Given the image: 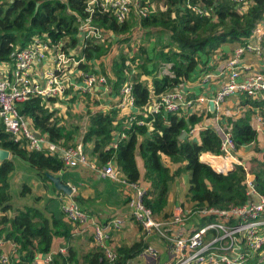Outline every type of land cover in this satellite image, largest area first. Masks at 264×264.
Returning a JSON list of instances; mask_svg holds the SVG:
<instances>
[{"label":"trees","instance_id":"16d2710c","mask_svg":"<svg viewBox=\"0 0 264 264\" xmlns=\"http://www.w3.org/2000/svg\"><path fill=\"white\" fill-rule=\"evenodd\" d=\"M153 1L158 9L143 19L141 26L144 30L156 29L167 34L168 44L151 52L140 46L130 56L123 48L116 54L113 52L114 44L127 43L131 40L128 37L114 44L80 41L78 19L86 16L82 0H0V64L13 65L14 54L28 48L37 37L50 41L52 46L62 45L67 54L76 51L78 59L85 57L88 63L81 64L79 68L87 72L96 73L95 62L109 57L108 64L102 62L100 71L109 80L107 98L110 106L105 110L89 111L88 125L83 133L78 125L63 124L58 112L50 107L57 101L55 99L32 97L19 104L18 110L37 132L47 135L52 142L62 141L67 147H75L78 144L72 143L80 137L85 152L96 159L99 167L114 161L127 183L147 186L144 202L160 221L172 219V191L184 177H187V192L180 204L191 212L244 205L251 198L243 166L236 165L229 173L221 174L201 161L205 153L221 155V139L216 131L208 129L195 136L181 138L185 132L189 134L191 129L200 126L203 116L194 114L186 118L164 112L151 114L147 108L154 99L191 80L222 47L230 46L234 51L244 45L258 23L264 21V0H250L249 6H242V11L231 0ZM95 22L118 34H125L129 29L127 24L118 26L107 14L97 15ZM80 42L82 46L79 48ZM128 61L135 69L133 74L131 67L126 66ZM127 81L133 84L138 110L130 116L122 115L118 102H115ZM245 103L250 107L248 112L229 119L238 150L259 138L251 125L252 109L262 108L264 114L263 102L248 99ZM0 149L9 151L36 170L44 183L51 184L53 194L61 192L48 179V173L59 176L63 183L77 191L84 184L92 186L97 199L108 204L117 203L121 212L129 207L130 197L123 196V188L119 184L100 178L86 167H67L58 156L29 151L25 143L14 141L1 121ZM257 151L259 154L250 169L256 191L264 196V152L259 148ZM139 159L143 163V172ZM15 169L10 159L0 163V238L19 247L21 260L18 264H32L38 254H48L59 248H66L67 252L55 254L54 264H80L77 251L69 245L76 228L66 220L59 196L44 199L34 195L32 189L23 184L18 198L32 200L43 208H16L12 204L10 176ZM100 188L106 192L105 197ZM73 198L98 223L106 224L114 219L104 220V210L102 206V210L96 207L95 199L78 194ZM206 221L202 220V224ZM115 232L111 234L110 245L117 254L116 261L109 263L97 250L84 257L83 264H128L151 244L140 228L141 236L136 241L117 246L112 240ZM246 264H264V249Z\"/></svg>","mask_w":264,"mask_h":264},{"label":"built area","instance_id":"2783aa9c","mask_svg":"<svg viewBox=\"0 0 264 264\" xmlns=\"http://www.w3.org/2000/svg\"><path fill=\"white\" fill-rule=\"evenodd\" d=\"M82 1L86 16L78 19V38L81 41L95 40L114 44L125 38L123 34L96 23L97 15L107 14L118 26L127 24L129 29L126 33L129 35L133 30L142 29L141 21L155 12L153 0ZM231 1L240 11L242 6L250 4V0ZM198 11L203 14L201 10ZM263 37L264 21L258 23L244 45L233 51L218 74L210 71L204 73L200 82L203 85L215 79L221 80L215 94L192 98L183 83L177 90L154 99L147 108L151 114L164 112L186 118L194 114L203 116L201 125L191 129L189 134L186 133L195 136L199 131L213 129L220 136L221 155L209 156L225 161L220 170L213 168L216 172L227 174L236 165L243 166L251 201L241 206L191 212L178 204L171 220L160 221L144 202L148 188L139 183H127L122 179L116 162L111 161L101 168L96 159L85 152L82 144L67 147L62 141L52 142L47 135L37 132L18 110V105L30 98L55 99L59 103L69 97L70 91L81 96L94 95L96 98L108 96L110 93L109 80L98 69L96 62V73L82 70L79 66L88 63L85 57L78 59L73 53L67 54L62 45L52 46L46 39L37 37L28 48L17 51L13 65L4 64L11 66L9 70L0 67V121L14 141L25 143L29 151L58 156L67 167H86L95 171L100 178L111 180L123 188L124 195L130 197L131 216L142 229L145 239L151 242L140 256L128 264H148L158 260H167L168 264H246L264 249V196L255 189L250 166L238 156L233 125L229 122L237 113L227 109L225 104L236 96L241 98L242 103L248 99L264 102V71L244 74L248 69L244 65L246 55L263 57ZM48 61L52 62V68L46 69L41 77L38 74L40 68H45ZM126 66L131 67V74L135 72L129 61ZM117 99V107L122 115L137 113L132 82L127 81L124 84ZM211 102L214 103V110L210 109ZM257 123L255 126L251 125L258 134H264V123L262 120ZM114 146L117 147L116 144ZM209 165H213L210 160ZM71 188L73 194L61 198V208L66 219L76 228L74 235L83 236L90 232L95 248L104 254L109 263H114L117 254L110 245L111 234L125 226V219L118 217L106 224L98 223L74 200L77 189L73 186ZM192 219L196 223L188 226ZM204 219L207 221L202 224ZM161 245L165 248L164 251ZM66 252V248H59L48 254H38L32 264H54L55 254ZM20 260L19 247L0 238V264H18Z\"/></svg>","mask_w":264,"mask_h":264},{"label":"crops","instance_id":"0c3cea01","mask_svg":"<svg viewBox=\"0 0 264 264\" xmlns=\"http://www.w3.org/2000/svg\"><path fill=\"white\" fill-rule=\"evenodd\" d=\"M263 44H264V37H263ZM232 53H233V50L230 48V46L222 47L219 50V52L213 57L212 61L208 65L201 66L199 69V72L196 75H194L191 78V80H189L185 83V90L189 92V94L192 98H195L197 96L204 95V94L211 96V95L216 93L221 80L215 79V80H212L210 83L203 85L200 83L201 78L203 77L204 73H207L210 71V68H211L210 72H214V73L218 74L219 69L222 66H224L225 62L231 57ZM244 65L246 68H248V69H246V71L244 73L245 75H248V74L252 73L253 71H264V55L262 58H258L255 55L248 54L244 58ZM0 67L2 69L9 70L11 66L1 65ZM48 68L49 69L52 68V62H50V61H48L45 64V68L44 67L40 68V72L38 74L42 77L44 74V71ZM77 95L81 96L79 93H75L74 91H70L69 97L66 98L65 100L71 99L70 101H72V98H75V96H77ZM105 98H107V96H105ZM117 100L118 99H116L115 102H117ZM245 104L246 103L241 102V98L236 96V97L230 98L227 101V103L225 104V107L229 110H232L236 114L237 113V106H239L245 110L243 115H240V116H244L248 112V110L250 109V107L248 105H245ZM66 105L71 106L72 103L67 102ZM243 106H246L247 108H245ZM262 110H263L262 108H253L252 109L253 115H252L251 124L253 126H255V124L257 123V121L259 122V120H262V123H264V114H263ZM91 111H93V110H91ZM240 116L236 114V116L234 118H237ZM258 136L262 138V137H264V134H258ZM256 144H257V146L262 145V147H257V148L261 149L264 152V146H263L264 143H262L260 141ZM240 150H239V154H238L240 160L247 163L248 161L244 160L243 157L240 156V153H241ZM207 156H210V154L209 153L203 154L201 156V161L209 164V160H206ZM9 159L12 160L16 166L15 162L18 158L12 156L10 153ZM22 162L28 166V164L26 162H24V161H22ZM138 164L140 166L141 171L143 172L144 171L143 163L140 159L138 160ZM17 171H18V169L16 166L15 171L10 176V184H11V178L13 177V175ZM34 171L36 172V178H37L35 181L33 180L34 183L30 184V182H27V183L25 182L32 189V193L34 195H37V196L44 198V199L45 198H54L55 196H57V197L59 196L58 200L61 202V198L65 197L66 195L63 193L53 194L51 191V184L50 183L49 184L44 183L41 180V178L39 177L38 172L36 170H34ZM186 178L187 177H185V179ZM141 185H143V184H141ZM145 187H147V186H145ZM11 191H12V184H11ZM99 191L104 193V197H105L106 192L102 188H100ZM18 193H19V191H18ZM77 194L82 195L84 198L95 199L96 200V203H95L96 207H99V209H100V206H102V209L104 210V213H105L104 220L105 221H106V219H110L112 217L113 218L120 217V218L125 219V221H126L125 226L121 230L116 231L113 234L112 240L114 241V245L121 246L124 243H129L130 241H136L141 236L140 228L138 227L136 222L132 219L131 211H130L129 207L126 208L125 211L123 210V212H121L119 210V206L117 203L113 202L111 204H108L105 201H101L100 199H97L95 190L92 188V186H90L88 184H84V186L79 188L77 191ZM77 194H75V195H77ZM171 198H172V201L174 200V202H175V204H174V210H175V207L180 203L178 201H176L173 191H172ZM29 201L33 202L32 200H29ZM38 206H41V208ZM26 207H28V206H26ZM34 207L42 209L43 205H37L36 204ZM16 208H22V207H16ZM102 209H100V210H102ZM195 223H196V221L192 219L191 221H189V223L187 225L191 226ZM85 234L86 235H83V236H77V235L73 234L71 237V241L69 243V245L77 251V256L80 260V264H83V258L86 257L89 253L97 251V249L95 248V246L92 243V237L90 236V232H86ZM160 247L163 251L165 250V248L162 245ZM162 264H168V261L165 260V262H163Z\"/></svg>","mask_w":264,"mask_h":264},{"label":"rangeland","instance_id":"374dc122","mask_svg":"<svg viewBox=\"0 0 264 264\" xmlns=\"http://www.w3.org/2000/svg\"><path fill=\"white\" fill-rule=\"evenodd\" d=\"M158 9V5L156 6L155 4V11ZM152 32V35H148ZM125 38H130L131 40L127 43H119V44H114L115 46L113 47V52L114 54L118 53L121 48L124 49V52L132 56L136 50L140 46L146 47L149 52L153 51L155 48H161L164 45H167L168 40L167 37H169L167 34H164L160 31H157L156 29L152 30H144L143 28H139L136 30H133L131 34L128 35V33L123 34ZM124 38V39H125ZM81 41V40H80ZM82 42V41H81ZM79 44V48L82 46V44ZM129 46H131L133 49H131ZM75 50V49H74ZM76 52V51H75ZM74 51H71V53L75 54ZM138 52V51H137ZM136 52V53H137ZM51 56L48 57L50 59ZM105 65L108 64L109 62V57H105L103 61L97 60L96 64L98 65V69L100 70L101 64ZM102 64V65H103ZM3 66L9 65V64H2ZM71 100V99H70ZM70 100H64L60 101L59 103L55 101L54 103L50 104V107L58 112V115L63 119V124L64 125H78L81 128V133L84 132L86 126L88 125V112L93 110H105L109 108V99L105 97L101 98H96L94 95H82V96H75V101H70ZM71 102V106H67L66 103ZM236 107V106H235ZM246 108V107H245ZM245 112L244 109L241 107L237 106V115H243ZM80 137H77L73 145L80 144ZM262 142L264 143V137H259L257 142ZM256 143H252L250 145L243 146L241 148V153L240 156L243 157L244 160L248 161L247 164L251 166V163L256 159L258 156L259 152L257 151V147H262L257 146ZM71 144V145H72ZM264 146V144H263ZM16 166L18 171L13 175L11 178V184H12V197L13 201L12 203L14 204L15 207H26V206H35L36 204L29 201V200H21L18 198V191H20L21 185L26 184L27 182H30V184L34 183V181L37 179L36 178V172L24 164L21 159L16 160ZM187 179V178H186ZM185 177L183 180L178 183L177 185H174L173 188V193L176 201L179 203H183L185 199V194L187 192V180ZM34 180V181H33ZM23 182V183H22ZM26 182V183H25ZM19 187V188H18ZM124 197H127L123 195ZM175 202L172 201L171 205L174 206ZM41 208V206H38ZM130 209V206H129ZM6 251L8 250V247L5 249ZM165 262V260H158V262H148V264H162Z\"/></svg>","mask_w":264,"mask_h":264},{"label":"water","instance_id":"95a60500","mask_svg":"<svg viewBox=\"0 0 264 264\" xmlns=\"http://www.w3.org/2000/svg\"><path fill=\"white\" fill-rule=\"evenodd\" d=\"M210 109L214 110V103H210ZM187 136V133L185 132L183 136L181 137L182 139ZM10 152L7 150L0 149V163L9 160ZM48 179L53 183L54 187L57 189V191L67 195L71 196L73 194V190L69 184L63 183L61 178L59 176H55L52 174H47Z\"/></svg>","mask_w":264,"mask_h":264},{"label":"bare ground","instance_id":"6f19581e","mask_svg":"<svg viewBox=\"0 0 264 264\" xmlns=\"http://www.w3.org/2000/svg\"><path fill=\"white\" fill-rule=\"evenodd\" d=\"M206 160H210L213 164L212 165L213 168H215L216 170H220V168H222V166H224V164H225V161H223L221 159L210 158L209 156L206 157Z\"/></svg>","mask_w":264,"mask_h":264}]
</instances>
